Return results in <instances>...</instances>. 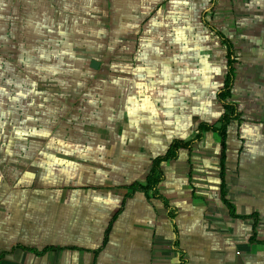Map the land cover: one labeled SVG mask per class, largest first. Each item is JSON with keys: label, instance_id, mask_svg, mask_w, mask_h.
Returning <instances> with one entry per match:
<instances>
[{"label": "crops", "instance_id": "0c3cea01", "mask_svg": "<svg viewBox=\"0 0 264 264\" xmlns=\"http://www.w3.org/2000/svg\"><path fill=\"white\" fill-rule=\"evenodd\" d=\"M0 264H264V0H0Z\"/></svg>", "mask_w": 264, "mask_h": 264}, {"label": "trees", "instance_id": "16d2710c", "mask_svg": "<svg viewBox=\"0 0 264 264\" xmlns=\"http://www.w3.org/2000/svg\"><path fill=\"white\" fill-rule=\"evenodd\" d=\"M224 45L227 49H229V44L226 41H223ZM231 84V73L229 71L227 78L225 80L224 88L219 95V101L222 104V107L225 110V114L221 119L222 127L216 130V132L220 136V143H221V168L223 169V161H224V141H225V134L224 130L228 122L231 118V113L233 112V108L230 104L227 103L228 92ZM212 130L208 126L202 124L198 129V135L196 136V140L200 139L201 135L206 132ZM191 142H182V141H173L172 144L169 146L168 150L162 157H158L154 159L152 162V166L150 172L146 176V179L143 184L136 183L132 185L130 188L131 193L136 191L144 193L146 196L152 195L154 197H158L159 194L157 192V187L160 182L163 180V174L161 170V166L164 163L173 161L177 158L178 152L182 149H188ZM159 198H161L159 196ZM162 200V198H161ZM165 206L167 204L164 202Z\"/></svg>", "mask_w": 264, "mask_h": 264}, {"label": "water", "instance_id": "95a60500", "mask_svg": "<svg viewBox=\"0 0 264 264\" xmlns=\"http://www.w3.org/2000/svg\"><path fill=\"white\" fill-rule=\"evenodd\" d=\"M97 65H98V63L95 61H91V63H90V67L94 68V69L97 67Z\"/></svg>", "mask_w": 264, "mask_h": 264}]
</instances>
